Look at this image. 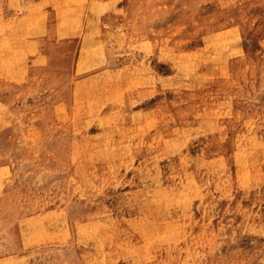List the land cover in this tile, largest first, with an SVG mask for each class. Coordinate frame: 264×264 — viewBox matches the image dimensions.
Segmentation results:
<instances>
[{"label":"rangeland","instance_id":"1","mask_svg":"<svg viewBox=\"0 0 264 264\" xmlns=\"http://www.w3.org/2000/svg\"><path fill=\"white\" fill-rule=\"evenodd\" d=\"M20 2H0V264H264V0H111L122 114L63 96L60 3Z\"/></svg>","mask_w":264,"mask_h":264},{"label":"bare ground","instance_id":"2","mask_svg":"<svg viewBox=\"0 0 264 264\" xmlns=\"http://www.w3.org/2000/svg\"><path fill=\"white\" fill-rule=\"evenodd\" d=\"M26 1L27 0H21V5L28 6ZM50 1L59 2L62 9V13L60 14L56 23L52 25L57 30H60L63 38H65L60 44H64L66 53L53 68V79L57 81L62 87L66 88V94H63V96H67L68 99L74 98L82 100L88 95H92L95 97H100L102 95L104 98H101L99 100L97 99L95 101L90 99L89 101V104L95 108V112L98 113L99 111L104 109L107 113L108 110H114L119 112L120 114L125 113L124 108L118 106L114 107V102L111 98L112 94H105L101 90L102 87H108L109 89L115 88L114 82L118 77L116 69L113 67V60L111 55L107 53L105 47L102 46L101 43H98V40L96 39V33L98 31V28L100 27V24H94H102L104 22L103 16L108 14L109 9L113 11L111 0H98L95 6H93L94 2H92V0ZM80 1H87L88 4L86 5V7L79 6L77 3ZM0 2L5 3L8 6V9L9 7H12V0H0ZM37 13L38 12L35 13V16H38ZM49 32L57 35L52 31ZM42 53L43 55H45L47 62H51V57L48 51L44 50ZM101 57H103V59ZM101 66L104 68V70L100 72L103 76H99V72H93L91 73V75L94 77L90 79L92 81H90L89 79H84L86 81L87 88L83 87L82 85L76 84V82L74 81L76 80L74 78L75 75L78 72H82L78 70H91ZM68 80H72L71 86H67ZM68 88H70L71 90H69ZM121 159L122 157L111 156L110 154L108 162L111 165H115L116 163L122 161ZM124 161L128 160L124 159ZM106 176L110 175L102 172H96L94 174L91 173L84 176L81 180L83 182H86L87 187H90V189H92L94 188V186L98 187V185L106 179ZM36 220L34 221L35 223ZM38 226L40 227L39 224ZM74 245L76 246V242L74 243Z\"/></svg>","mask_w":264,"mask_h":264}]
</instances>
